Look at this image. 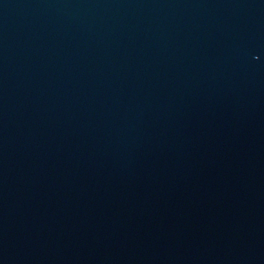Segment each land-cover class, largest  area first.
<instances>
[{"label":"water","instance_id":"95a60500","mask_svg":"<svg viewBox=\"0 0 264 264\" xmlns=\"http://www.w3.org/2000/svg\"><path fill=\"white\" fill-rule=\"evenodd\" d=\"M0 264H264V0H0Z\"/></svg>","mask_w":264,"mask_h":264}]
</instances>
